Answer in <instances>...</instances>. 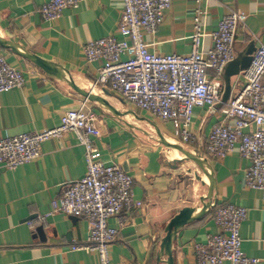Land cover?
I'll use <instances>...</instances> for the list:
<instances>
[{"label": "crops", "instance_id": "crops-1", "mask_svg": "<svg viewBox=\"0 0 264 264\" xmlns=\"http://www.w3.org/2000/svg\"><path fill=\"white\" fill-rule=\"evenodd\" d=\"M44 1L0 0V36L60 64L82 87L106 97L118 109L134 110L144 118L131 112L113 114L101 103L78 93L66 80L48 75L30 59L0 44V52L25 77L23 86L0 92V137L58 126L68 109L82 107L94 113L101 131L92 137L96 159L112 160L131 173L134 196L142 200L140 206L124 208L108 220L118 229L109 247L111 264H165L166 254L162 261L158 257L166 225L183 206L202 205L200 197L208 191V179L190 160L173 162L179 158V151L159 142L158 133L155 136L149 130L150 118L143 110L124 101L119 93L94 84L101 61L87 60L84 45L116 33L122 0H82L79 6L66 7L51 20L40 12ZM198 8L202 9L200 25L206 33L203 49L213 46V32L232 8L247 14V27L241 25L237 31L235 51L253 37L256 46L264 42V0H203L200 4L196 0H172L156 31H144L150 50L160 54L188 52ZM208 74L215 76L214 69L209 68ZM243 83L242 75L233 76L232 91L239 90ZM223 105L217 102L212 107L194 106L193 137L184 142L189 149L203 154L213 127L234 121L222 112ZM156 124L166 139L180 142L171 120ZM254 130V125L246 128ZM85 153V145L68 131L42 141L39 158L14 168L0 165V264H99L97 253L83 247L89 243L87 220L62 212L50 213L51 202L64 185L85 175ZM204 155L214 175L216 204L178 230L173 241L175 264H200L195 244L219 230L213 214L217 205L226 202L247 206L248 216L240 226L241 247L246 255L263 257L264 192L246 185L251 161L237 149L224 157ZM196 173L205 177V182L197 179ZM40 224L44 225V236L37 232Z\"/></svg>", "mask_w": 264, "mask_h": 264}, {"label": "built area", "instance_id": "built-area-1", "mask_svg": "<svg viewBox=\"0 0 264 264\" xmlns=\"http://www.w3.org/2000/svg\"><path fill=\"white\" fill-rule=\"evenodd\" d=\"M82 0H45L40 12L45 19L59 17L66 7H77ZM203 0H196L200 4ZM123 9L116 33L101 36L84 45L89 61L100 60L94 81L119 93L124 101L151 114L158 120H171L180 142L190 141L194 106L212 107L220 100L223 88L221 71L234 57L238 28L246 25L247 14L230 9L213 32L214 43L203 49L206 34L200 25L201 8L195 17L196 30L191 49L186 53H156L145 41L144 31L155 32L172 0H122ZM213 68L215 76L208 74ZM236 96H230L222 112L232 123L216 124L205 145V152L224 157L237 149L251 161L246 185L264 192V42L256 46ZM23 72L0 52V92L24 85ZM97 116L82 107L66 110L61 124L33 132L0 137V165L14 168L41 156V143L52 136L72 132L86 147L87 171L84 176L66 183L51 202V212L83 217L87 220L89 243L99 264H111L109 247L118 229L109 225L111 216L124 208H134L142 200L134 196V176L117 162L96 159L92 137L99 136ZM250 125L252 132L246 131ZM205 156V155H204ZM247 206L226 202L215 207L213 219L219 230L204 242L195 244L200 264H260L263 257L246 255L241 247L240 226L247 218ZM123 222V221H122ZM264 239V235H263ZM74 247H80L74 245Z\"/></svg>", "mask_w": 264, "mask_h": 264}, {"label": "water", "instance_id": "water-1", "mask_svg": "<svg viewBox=\"0 0 264 264\" xmlns=\"http://www.w3.org/2000/svg\"><path fill=\"white\" fill-rule=\"evenodd\" d=\"M0 44L4 47L11 48L14 52L22 55L25 58L30 59L36 65L41 67L45 73L50 76L61 78L66 80L74 90L82 94L86 98L97 101L105 106L110 112L117 116H122L128 112L133 113L139 118H144L135 113L134 110L122 111L118 109L114 104H112L106 97L94 92L91 89H86L75 82V80L70 76L67 71L58 63L47 60L42 56L31 52L30 50L24 48L17 42H14L10 39L0 36ZM256 50V37H253L247 45L241 50H236L234 57L229 60L222 68L221 76L224 81V88L218 103L220 105L224 104L230 96H236L238 90L232 91V77L240 74L244 69H246L253 57V54ZM107 94H110L109 91L104 90ZM146 119V118H145ZM148 119V118H147ZM152 123L158 133V140L163 145L169 148H177L182 151L184 155L179 158H174L173 162H179L183 160H193L198 167L203 171L208 179V191L206 194H203L200 197L202 203L201 206L186 205L183 206L168 222L166 225V233L160 243V255L158 257L159 261H162V255L166 254V258L163 260L165 264H175L174 254H173V241L176 238L178 230L185 224L198 219L205 215L213 206L216 204V199L213 198V193L215 189V180L211 165L208 161V158L202 153H198L194 150H191L185 147L181 142H170L167 140L160 130L159 126L151 119H148ZM188 171H192V168H188ZM196 178L204 181V178L199 173H196ZM37 232L44 236V225L40 224L37 226Z\"/></svg>", "mask_w": 264, "mask_h": 264}, {"label": "rangeland", "instance_id": "rangeland-1", "mask_svg": "<svg viewBox=\"0 0 264 264\" xmlns=\"http://www.w3.org/2000/svg\"><path fill=\"white\" fill-rule=\"evenodd\" d=\"M135 108V107H134ZM144 113H145V115L148 117V118H150V119H152L154 122H158L159 120L158 119H155L151 114H149V113H147V112H145L144 111ZM137 117H133V119L135 120ZM148 126H149V130L150 131H152L153 132V134L155 135V136H157V131H156V128H155V126L152 124V123H150V122H148ZM178 142H179V140H177ZM184 145H185V147H187V148H189L185 143H183ZM190 160V159H189ZM197 168H199L198 167V165L193 161V160H190ZM199 170H200V172L203 174V172H202V170L199 168Z\"/></svg>", "mask_w": 264, "mask_h": 264}, {"label": "bare ground", "instance_id": "bare-ground-1", "mask_svg": "<svg viewBox=\"0 0 264 264\" xmlns=\"http://www.w3.org/2000/svg\"><path fill=\"white\" fill-rule=\"evenodd\" d=\"M168 140V139H167ZM170 141V140H169ZM170 142H178V141H170ZM174 150H177V152L178 153H180V155L179 156H176V157H182L183 155H184V153L182 152V151H180V150H178L177 148H173ZM205 178V177H204Z\"/></svg>", "mask_w": 264, "mask_h": 264}]
</instances>
